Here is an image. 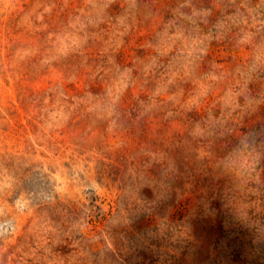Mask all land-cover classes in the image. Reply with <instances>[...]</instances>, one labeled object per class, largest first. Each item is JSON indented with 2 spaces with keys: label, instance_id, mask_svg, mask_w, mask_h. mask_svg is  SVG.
Masks as SVG:
<instances>
[{
  "label": "rangeland",
  "instance_id": "obj_1",
  "mask_svg": "<svg viewBox=\"0 0 264 264\" xmlns=\"http://www.w3.org/2000/svg\"><path fill=\"white\" fill-rule=\"evenodd\" d=\"M0 264H264V0H0Z\"/></svg>",
  "mask_w": 264,
  "mask_h": 264
}]
</instances>
